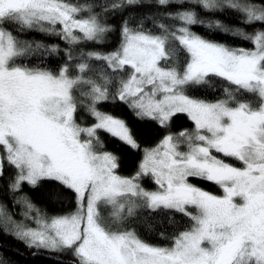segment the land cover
<instances>
[{"label": "snow or ice", "instance_id": "snow-or-ice-1", "mask_svg": "<svg viewBox=\"0 0 264 264\" xmlns=\"http://www.w3.org/2000/svg\"><path fill=\"white\" fill-rule=\"evenodd\" d=\"M153 3L175 11L129 14L118 27L107 15L115 20L117 12ZM197 9H231L243 15L239 23L261 27L248 32L221 20L205 24ZM145 20L159 33L145 29ZM9 25L57 36L66 46L21 41ZM193 25L254 47L206 39ZM117 31L114 51L80 47L104 45ZM61 51L58 70L18 63L21 57L42 60ZM92 61L106 67L86 75L93 72ZM219 87L223 96L214 102L188 94ZM109 100L127 104L138 120L168 127L177 114H186L195 127L145 148L138 170L121 176L119 156L101 150L98 133L134 151L141 145L132 124L98 108ZM80 107L95 123L85 126L83 117L78 122ZM5 164L13 169L7 184L13 194L25 184L36 189L53 181L75 196V211L54 216L27 194L18 196L35 227L15 222L0 206L5 234L36 249L34 256L70 252L75 264H264V0H0V180ZM144 177L155 190L141 186ZM190 178L212 182L223 194L205 191ZM46 195L59 201L64 194L52 189ZM139 210L179 213L191 226L174 235L171 246L153 245L129 227ZM166 219L175 223L174 216Z\"/></svg>", "mask_w": 264, "mask_h": 264}, {"label": "trees", "instance_id": "trees-1", "mask_svg": "<svg viewBox=\"0 0 264 264\" xmlns=\"http://www.w3.org/2000/svg\"><path fill=\"white\" fill-rule=\"evenodd\" d=\"M70 2L87 3L91 2V0H70ZM257 2H259V0H257ZM168 11H175V6H171L169 8H158L155 3H153L151 6L145 4L142 7L128 8L123 12V14L117 12L115 14V20H111L113 13L109 12L107 15L110 22L118 27L122 16H128L129 14L140 16L145 13L160 14ZM197 11L205 20V24H207L209 20H221L231 26L245 28L248 32H253L254 29H259L261 27L259 23L252 26H245L239 23L243 19V15L231 9L224 10L223 12H206L200 9H197ZM82 15H87V13H82ZM163 22L167 24L172 23L171 20H164ZM8 27L13 30V34L21 41H41L45 45L59 44L61 50L66 46L65 43L57 36H49L33 30H24L22 32L17 31L15 25H9ZM144 27L145 29H151L153 33H159L160 31L158 28L153 27L152 20H145ZM191 30L206 39L227 43L233 47H243L248 49L254 47L250 41L233 38L231 35H223L219 32V30L208 28L205 25H193L191 26ZM119 43L120 35L119 31H117L108 37V40L104 45H97L88 42L81 44L80 47L85 51L98 49L103 52H111L119 46ZM18 63H25L29 67L39 65L40 67L58 70L59 66L64 63L63 52L61 51L58 54H51L44 57L42 60L37 59L35 56L21 57L18 58ZM91 63L93 72H89L86 75H98L99 72L106 67L103 62L92 61ZM82 90L87 91V88H83ZM188 94L213 102L222 98L223 91L222 87L217 88L215 91H208L201 88L198 90H189ZM74 95H76L78 100L82 99L79 91L75 92ZM84 103L87 104L89 101L84 100ZM98 108L101 111L110 112L126 119L136 129L137 137L141 145L139 151H134L125 147L118 140L111 138L103 131L98 133L104 144V147L101 150L110 151L119 156L118 168L116 171L117 174L121 176H132L138 170V165L143 158L144 149L154 147L168 133L175 134L183 129H187L189 131L194 129L193 122L186 114H177L172 119L168 127H161L156 121L136 119L134 113L127 106V104L119 100L101 102L98 105ZM80 117L84 118L85 126H90L95 123V119L88 116L84 107H80L78 110V122H81L79 119ZM227 162L233 163L235 166H241L239 162L233 161L230 158ZM12 172L13 169L9 168L7 164H5L4 178L3 180H0V205L3 206L4 212L7 215H11L14 221L23 223L29 227L34 226V221L26 219L23 215V213L27 211L25 206L22 203H17V197L25 194L31 198L33 203L41 209L42 212H46L49 216L61 215L75 211L76 203L74 194L70 191L64 190L53 181H42L40 186L36 189H31L27 184H25L23 191L15 194L9 192L7 188L8 177L12 174ZM140 183L141 186L147 190H153L156 188V185L150 177L141 178ZM190 183H193L205 191H209L215 195L221 194L219 186L212 182L201 180L199 178H190ZM52 189H57L64 194L61 200L57 201L50 199L49 196L46 195V193L50 192ZM102 213L107 216L108 210L102 208ZM34 215L35 214L33 213V216ZM167 216H174L175 223H170L166 219ZM137 217L138 218H133L129 227H134L141 239L158 246H171L173 236L191 226V222L188 217L179 213H150L147 210H139ZM4 229L5 225L0 222V264H62V262L63 264H68L69 261H73V264H75L74 258L70 252L61 254L56 252L49 253L41 251L39 255L34 256L32 253L35 252L36 249H29L23 241L17 239L13 234H5ZM8 230L12 231L10 225L8 226ZM161 233H163V236Z\"/></svg>", "mask_w": 264, "mask_h": 264}, {"label": "rangeland", "instance_id": "rangeland-1", "mask_svg": "<svg viewBox=\"0 0 264 264\" xmlns=\"http://www.w3.org/2000/svg\"><path fill=\"white\" fill-rule=\"evenodd\" d=\"M214 102V101H213ZM194 124V123H193ZM194 127H195V125H194ZM156 146V145H155ZM154 146V147H155ZM153 148V147H152ZM181 151H186L187 149H186V146L185 145H182L181 146V149H180ZM242 166V165H241ZM237 167H239V166H237ZM156 189V188H155ZM155 189H153V190H155ZM223 194V192H222V189H221V194L220 195H222ZM1 206V205H0ZM6 214V213H5ZM16 222V221H15ZM36 225H35V223H34V226L33 227H35Z\"/></svg>", "mask_w": 264, "mask_h": 264}]
</instances>
